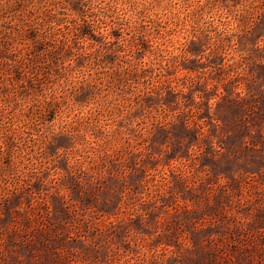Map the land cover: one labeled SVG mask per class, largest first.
Wrapping results in <instances>:
<instances>
[{
  "label": "rangeland",
  "instance_id": "rangeland-1",
  "mask_svg": "<svg viewBox=\"0 0 264 264\" xmlns=\"http://www.w3.org/2000/svg\"><path fill=\"white\" fill-rule=\"evenodd\" d=\"M0 50V264H264V0H0Z\"/></svg>",
  "mask_w": 264,
  "mask_h": 264
},
{
  "label": "trees",
  "instance_id": "trees-1",
  "mask_svg": "<svg viewBox=\"0 0 264 264\" xmlns=\"http://www.w3.org/2000/svg\"><path fill=\"white\" fill-rule=\"evenodd\" d=\"M81 34H84V35H88V32L87 31H83V32H81ZM1 52H6L5 50H0V53ZM1 58V57H0ZM1 60H6V59H3V58H1ZM16 77V76H15ZM17 79H18V77H16Z\"/></svg>",
  "mask_w": 264,
  "mask_h": 264
}]
</instances>
